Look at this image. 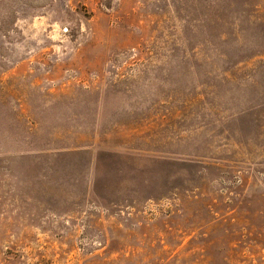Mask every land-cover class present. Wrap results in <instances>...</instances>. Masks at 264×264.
Instances as JSON below:
<instances>
[{"label": "rangeland", "instance_id": "1", "mask_svg": "<svg viewBox=\"0 0 264 264\" xmlns=\"http://www.w3.org/2000/svg\"><path fill=\"white\" fill-rule=\"evenodd\" d=\"M0 264H264V0H0Z\"/></svg>", "mask_w": 264, "mask_h": 264}]
</instances>
